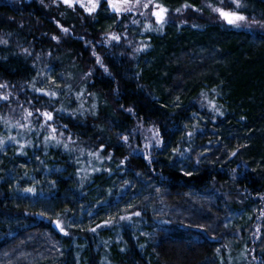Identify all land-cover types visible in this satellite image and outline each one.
<instances>
[{
	"label": "trees",
	"instance_id": "trees-1",
	"mask_svg": "<svg viewBox=\"0 0 264 264\" xmlns=\"http://www.w3.org/2000/svg\"><path fill=\"white\" fill-rule=\"evenodd\" d=\"M154 2L162 31L104 0H0V264H264V0L244 28ZM137 122L163 140L151 162L122 139Z\"/></svg>",
	"mask_w": 264,
	"mask_h": 264
},
{
	"label": "snow or ice",
	"instance_id": "snow-or-ice-1",
	"mask_svg": "<svg viewBox=\"0 0 264 264\" xmlns=\"http://www.w3.org/2000/svg\"><path fill=\"white\" fill-rule=\"evenodd\" d=\"M54 2H56V0H54ZM63 3L67 4L69 7H75L77 5H79L80 8H82L87 14L91 15L92 13L96 12L97 9L100 7L101 4V0H87V2L85 3L84 0H62ZM105 2L109 5V7L117 13L120 12H129L132 11L134 7H136V5H141L144 9H148L150 6L154 9H158L157 11H153L152 15L156 17V22L158 24V27L155 29L156 31H162L163 29V25L164 23H166V19H165V14L168 12V9L166 7H164L163 5L159 4V3H155L154 0H147V2H143V0H135V3H131L130 0H122V6H119L117 3V0H105ZM234 5L233 8L227 9L224 6H217V5H213L211 3H208L206 6L208 8H210L214 13H217L219 18L221 20H223L224 22H226L229 25L235 26V27H240L242 22H246L248 20V18L241 14V12L239 11L240 9H243L245 7V5L242 3V0H218V5ZM183 8H188V7H194L193 5H189V4H184L182 6ZM196 11H200L201 9L196 8ZM176 12H180L181 9L177 8L175 10ZM143 15V13H141ZM135 22V21H134ZM59 24V22H57ZM253 23H257L255 20H253ZM61 30L67 34L70 30L67 28H63V26H60ZM146 30H152V25L148 24L147 25V29ZM111 39L112 40H119L120 36L116 35L115 33L110 34ZM53 39L58 40V37H53ZM0 43H7V40H3L0 39ZM146 47V46H145ZM143 48H137L136 51H142ZM25 52H27V49H24ZM93 55H96V53L94 52ZM96 62L98 64H100L102 67L105 68V71L107 72L108 69L106 66H104L103 64V60L101 57H99L98 55H96ZM90 75V73H89ZM0 87H6V85H0ZM33 87H35V85H33ZM37 91H45L44 89H37ZM215 91V90H213ZM46 95H49L51 97H55L57 95L56 92H46ZM202 95L205 97V99H207V94L206 93H202ZM2 99L7 100L8 97L7 96H3L0 97ZM209 106L219 112V108L216 106V104L214 103V101L209 100L208 101ZM95 107V105H93V108ZM129 112L132 111V109H128ZM37 114L42 115L45 117V121L43 124H41V128H45L47 127L48 129H50L49 131V135L47 137H45V141L47 142L48 140H54L56 141L57 144L61 143L60 140L57 139V129L50 123H48L49 121H51L53 119V115L51 112H40L39 109L36 110ZM220 115H223L222 112H220ZM33 113L31 111H27L25 119H28L29 117H32ZM16 126L18 127H26V125H22L19 123V121H17ZM64 128H67L66 125L63 126ZM31 130V129H29ZM153 131V137H152V141L149 142L148 144H145V148H151L153 145L159 147L163 145V140L160 138L159 135V130H150ZM60 135H63V133H60ZM193 135L192 132L187 133V136L190 138ZM122 139L127 142L129 137L128 136H123ZM7 140H16L15 136H8ZM68 140L71 141V137H68ZM18 142V141H17ZM30 143V142H29ZM5 144V139L0 138V146H3ZM64 147L67 148L68 145L64 144ZM103 148V145H101V149ZM21 151H23V145L21 146ZM173 153H179L180 155H183V152H181L178 148L177 149H173ZM90 155L96 157L97 159H99V152H95V153H90ZM236 155V151H233L231 153V156H235ZM111 155H109L107 157V159H111ZM146 158L149 159V162H151V158L150 156H146ZM128 158L125 157L124 161H121V164L125 163V161ZM199 162V161H197ZM95 170V169H94ZM109 171H111L109 169ZM185 175H192V173H184ZM27 175V174H26ZM126 184L129 182H125ZM25 192L28 193H34L36 191V189L34 187L32 188H26L24 189ZM262 215H264V212L261 213ZM41 215H43V213H41ZM134 215L139 216L141 215V213L136 212L134 213ZM121 220H125V219H131L130 216H121L120 217ZM112 221L108 220V221H104V225L110 224ZM57 227L59 228V230L64 233V235H68V231L67 228L68 227H72L73 225L71 223H68L67 225H65V222L62 221L61 219H57L55 221ZM102 225H97L96 227L99 228ZM203 227V226H200ZM90 231L95 232L96 229L95 228H91ZM257 231H259V229H257ZM219 251V249L217 250Z\"/></svg>",
	"mask_w": 264,
	"mask_h": 264
},
{
	"label": "rangeland",
	"instance_id": "rangeland-1",
	"mask_svg": "<svg viewBox=\"0 0 264 264\" xmlns=\"http://www.w3.org/2000/svg\"><path fill=\"white\" fill-rule=\"evenodd\" d=\"M18 1H21V0H18ZM60 1H62V0H60ZM53 2H54V0H53ZM84 2L86 3L87 0H84ZM143 2H145V1H143ZM117 3L119 6H122V0H117ZM208 3H211L213 5H217V6H224V7H226V10L234 7V5L231 6V5H227V4L218 5V0H216V1L215 0H203L202 5L205 6V8L209 12H211L212 15H215V16L216 15L218 16V14L214 13L210 8H208L206 6ZM63 4H65V3H63ZM107 7L109 10H112L108 4H107ZM153 10H155V9L152 8L151 6L148 9H144L143 7L138 8V5H136V7H134L132 11L120 12V13L116 12V13L119 16V18L121 17V15H123V13H126V14L129 13V15H131V16H138L141 19L148 21V24H149L150 21H152V20L154 22H156V19H154V16L152 15ZM141 13H143V15ZM165 18H166V14H165ZM227 25H229V24H227ZM240 27H243V28L249 27V22H247V21L242 22ZM150 130H154V128L146 127L142 123H139V122H137L136 126L133 129H131V131L128 135L129 139H128L127 144L131 147V150L133 151L134 154H137V155L142 154V155L148 156L150 154V150H152L154 147H156L155 145H153L151 148H147V149L145 148V144H148L149 142L152 141L153 131H150ZM236 262H238L237 259H236Z\"/></svg>",
	"mask_w": 264,
	"mask_h": 264
},
{
	"label": "water",
	"instance_id": "water-1",
	"mask_svg": "<svg viewBox=\"0 0 264 264\" xmlns=\"http://www.w3.org/2000/svg\"><path fill=\"white\" fill-rule=\"evenodd\" d=\"M157 10H158V9H155V10H153V11H157ZM153 11H152V12H153ZM154 19H156V17H155V16H154Z\"/></svg>",
	"mask_w": 264,
	"mask_h": 264
},
{
	"label": "flooded vegetation",
	"instance_id": "flooded-vegetation-1",
	"mask_svg": "<svg viewBox=\"0 0 264 264\" xmlns=\"http://www.w3.org/2000/svg\"><path fill=\"white\" fill-rule=\"evenodd\" d=\"M14 2H17V3H19V1L18 0H14ZM21 3V2H20Z\"/></svg>",
	"mask_w": 264,
	"mask_h": 264
}]
</instances>
